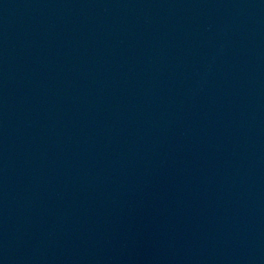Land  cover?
<instances>
[{
  "label": "water",
  "instance_id": "1",
  "mask_svg": "<svg viewBox=\"0 0 264 264\" xmlns=\"http://www.w3.org/2000/svg\"><path fill=\"white\" fill-rule=\"evenodd\" d=\"M0 264H264V0H0Z\"/></svg>",
  "mask_w": 264,
  "mask_h": 264
}]
</instances>
